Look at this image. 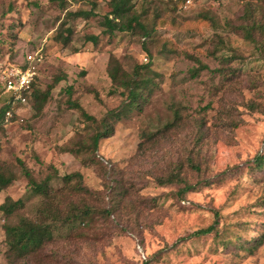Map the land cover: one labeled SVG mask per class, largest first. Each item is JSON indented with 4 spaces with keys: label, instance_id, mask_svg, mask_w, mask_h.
<instances>
[{
    "label": "rangeland",
    "instance_id": "obj_1",
    "mask_svg": "<svg viewBox=\"0 0 264 264\" xmlns=\"http://www.w3.org/2000/svg\"><path fill=\"white\" fill-rule=\"evenodd\" d=\"M109 1L0 0V78L39 49L37 89L66 77L40 115L26 103L18 120L0 129V166L16 176L0 206L28 196L26 171L38 184L50 178L55 191L65 190L64 176L80 172L89 193L77 204L111 211L90 227L56 232L41 258L24 264H264V242L253 247L264 235V169L251 167L264 156V2L132 0L154 30L147 39L141 32L111 35L102 26ZM79 12L93 15L70 16ZM111 55L129 72L152 57L162 78L144 112L116 124L95 162L83 166L66 152L84 128L69 99L98 120L120 103L106 70ZM175 111L180 117L165 131ZM174 173L195 189L181 195L183 186L159 185ZM42 203L33 198L26 212L35 215ZM4 220L0 212V264H8ZM212 225L222 239L193 235Z\"/></svg>",
    "mask_w": 264,
    "mask_h": 264
},
{
    "label": "trees",
    "instance_id": "obj_2",
    "mask_svg": "<svg viewBox=\"0 0 264 264\" xmlns=\"http://www.w3.org/2000/svg\"><path fill=\"white\" fill-rule=\"evenodd\" d=\"M243 1H246L248 5H251L253 2V0ZM257 1L264 2V0ZM108 7L110 11L104 16L102 26L107 28V31L111 35L135 36L141 32L147 39L152 38L154 30L150 29L149 26L144 23V17L139 15V11L136 9L135 4L132 3V0H110L108 2ZM92 15L93 12L70 14L73 18H89ZM246 16L252 19L254 10L249 8L246 12ZM157 20L158 17L155 18V21ZM242 31L247 37H252V26L242 27ZM67 32H69V34L71 33L69 29ZM59 39L63 40L64 43L69 41V37L62 34H59ZM90 40L92 42L97 41L96 38H90ZM36 52H40L44 55L41 49ZM17 63H21L22 66H27L25 59ZM10 66L12 65L10 64ZM156 66L157 65L154 64V60L151 57L147 64H138L134 67L132 72H129L123 67L121 61L115 55H111L107 64V75L112 85L111 93L119 97L121 101L118 105L110 107L106 115L98 120L87 114L77 101L72 100V98L69 99V108L77 110L80 113V116L84 119V128L76 132V139L72 142V146L66 149V152L81 159V164L83 166L94 163L99 153L101 141L114 134L115 125L129 120L133 116H139L144 112L151 97L155 93L157 85L155 83L156 80L162 78V74L156 69ZM8 68L9 67H6L2 73ZM39 72L40 71H38L37 80L40 78ZM197 74L198 72H195L193 75L195 76ZM65 78V76L57 78L45 92L37 89L36 82L32 91L29 94H25L27 98L26 103L30 105L29 109L32 108L36 116L42 113L44 105L51 97L55 85L65 80ZM0 93L3 95L0 99V129L3 130V128H6L9 124L18 120L19 114L17 110L21 105L14 103V98L5 93L3 74L0 78ZM66 94L72 96V88H69ZM9 111L12 113L11 117L7 116V112ZM179 117L178 111H175L174 122L165 126L164 130L167 131L173 127ZM153 136H155V134ZM141 138L143 140L142 143L151 140L148 130L143 131ZM192 167L195 168L194 166ZM251 167L257 171H263L264 156L257 157L253 161ZM24 176L29 179L30 193H28V196L25 199L19 200H13L7 197L0 206V212L5 219L2 230L5 235V244L7 246L5 255L8 264H24V262H27L33 257L37 259L41 258L44 250L53 242L56 232H60L67 228L72 230L77 223L90 227L92 219L96 218V216L108 217L111 214L110 210L96 208L90 206L86 202L77 204L75 199L79 194L89 193V190L83 185L84 178L80 172L64 176L63 182L67 190L65 188V190L57 191L50 189V178L38 184L32 180L28 171L25 172ZM15 178L16 176L11 173L10 170L0 166V193L9 188L16 180ZM159 185L161 187H168L171 185L183 186L179 191L181 195H186V193L195 189L194 185H189L187 181L181 178L177 173L160 178ZM33 198H39L43 203L35 208V215L30 216L26 210L28 203ZM216 232V225H212L206 229L195 232L193 235L196 238L213 235L215 238L222 239V234L220 235ZM263 242L264 235H262L260 240L255 239L253 247L257 248L262 245ZM237 244L241 245V242L239 241ZM141 261L144 263L146 260Z\"/></svg>",
    "mask_w": 264,
    "mask_h": 264
},
{
    "label": "built area",
    "instance_id": "obj_3",
    "mask_svg": "<svg viewBox=\"0 0 264 264\" xmlns=\"http://www.w3.org/2000/svg\"><path fill=\"white\" fill-rule=\"evenodd\" d=\"M42 62L43 55L40 52L30 53L26 57L27 66L14 64L4 72L5 93L14 98V103L26 104L25 94H29L37 82L38 71ZM7 116L11 117L12 113L7 112ZM139 250L142 252L140 248Z\"/></svg>",
    "mask_w": 264,
    "mask_h": 264
}]
</instances>
